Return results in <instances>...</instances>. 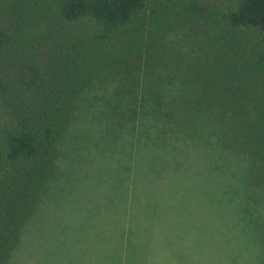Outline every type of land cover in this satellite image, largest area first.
I'll return each mask as SVG.
<instances>
[{
  "label": "trees",
  "instance_id": "1",
  "mask_svg": "<svg viewBox=\"0 0 264 264\" xmlns=\"http://www.w3.org/2000/svg\"><path fill=\"white\" fill-rule=\"evenodd\" d=\"M80 144L103 164L62 206L80 264H193L161 196L190 173L235 186L264 264V0H0V264L50 197L88 181L61 166ZM105 215L111 241L95 235Z\"/></svg>",
  "mask_w": 264,
  "mask_h": 264
},
{
  "label": "rangeland",
  "instance_id": "2",
  "mask_svg": "<svg viewBox=\"0 0 264 264\" xmlns=\"http://www.w3.org/2000/svg\"><path fill=\"white\" fill-rule=\"evenodd\" d=\"M89 134V133H88ZM80 147V148H79ZM78 154H75V149L72 153V159L61 162V166L70 167L73 169L74 174H82L88 170L87 180L70 186L65 189L67 193L60 197H50L51 200L47 206V209H42L41 219L32 225L30 230L29 240L25 239L20 251L14 253L11 259L12 264H54L56 263L55 255L49 254L48 259L41 260L39 253H45V249L50 245L56 256L61 254H67V261L75 264L83 262L81 252L84 250L82 243L80 249L75 251V248L71 247L70 251L65 245L60 243V238L65 235V232H70L69 226L79 221L78 214L75 211L69 213L63 211L65 203L68 201L65 197L68 196L72 199H76L80 196L77 194L89 193L91 187L96 185L95 173L98 176V165L103 164L94 160L89 163L84 160L82 154L89 158V153L84 149L81 144L79 145ZM91 153L96 151L94 145L89 147ZM116 148V147H115ZM117 149V148H116ZM97 152V151H96ZM107 154H105L106 156ZM109 155V154H108ZM90 166L87 168V164ZM66 167V168H67ZM81 176V175H80ZM140 176V175H139ZM136 178V182L139 185L136 191V196H142L143 190L141 185L144 181ZM80 178V177H78ZM177 179L176 188L170 195L171 189L161 193L163 197H170L174 201V209H169V218L172 231L177 239L181 240L185 246H188L193 256V264H262L261 252L258 247L259 239L254 234H250L248 231L242 230V222L239 220L238 204L236 198L232 195L235 186H231L222 189L223 185H220V189H215L210 180L205 175L194 176L192 173L180 176ZM179 179V180H178ZM71 189V192L69 190ZM67 195V196H65ZM51 204L53 205L51 211L48 209ZM60 207V208H59ZM66 207V206H65ZM50 211V212H49ZM116 216L115 213L112 214ZM108 216V217H107ZM100 221L96 219V232L97 237H108V241L111 235L113 237L115 221L109 220V215ZM65 229V230H64ZM90 233L83 234L80 239L83 243L87 242L89 245L92 240ZM93 241V240H92ZM181 242V243H182ZM56 246L60 247L57 250ZM97 246V245H96ZM195 252V253H194ZM97 260V257L95 258ZM96 261L93 263L95 264ZM92 263V264H93ZM154 264H169L168 262H155Z\"/></svg>",
  "mask_w": 264,
  "mask_h": 264
}]
</instances>
